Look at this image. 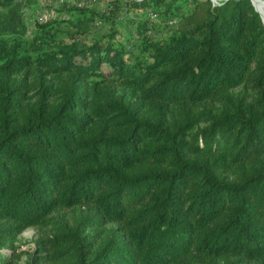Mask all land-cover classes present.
I'll use <instances>...</instances> for the list:
<instances>
[{
  "label": "trees",
  "instance_id": "1",
  "mask_svg": "<svg viewBox=\"0 0 264 264\" xmlns=\"http://www.w3.org/2000/svg\"><path fill=\"white\" fill-rule=\"evenodd\" d=\"M36 3L0 0V264H264L250 0Z\"/></svg>",
  "mask_w": 264,
  "mask_h": 264
},
{
  "label": "rangeland",
  "instance_id": "2",
  "mask_svg": "<svg viewBox=\"0 0 264 264\" xmlns=\"http://www.w3.org/2000/svg\"><path fill=\"white\" fill-rule=\"evenodd\" d=\"M211 1L214 4H216L221 0H211ZM262 1L264 2V0ZM82 2H85V0H37V3L35 5L23 9V19H24V26L26 33H30L32 25L35 21H41L55 16L69 17L72 12L71 9H68L69 5L71 4L77 5V3L81 5ZM95 25H100V24L98 23ZM18 237H19V242H21V244H19L18 247L20 248L31 247L33 245L32 239L34 237L32 227L25 228L19 234Z\"/></svg>",
  "mask_w": 264,
  "mask_h": 264
},
{
  "label": "bare ground",
  "instance_id": "3",
  "mask_svg": "<svg viewBox=\"0 0 264 264\" xmlns=\"http://www.w3.org/2000/svg\"><path fill=\"white\" fill-rule=\"evenodd\" d=\"M252 1V3H253V5H255L256 7V9H258L259 11L258 12H260L259 14H260V16L262 15V17L261 18H263L264 19V2L262 1V0H251ZM262 19V20H263ZM264 23V22H263Z\"/></svg>",
  "mask_w": 264,
  "mask_h": 264
},
{
  "label": "water",
  "instance_id": "4",
  "mask_svg": "<svg viewBox=\"0 0 264 264\" xmlns=\"http://www.w3.org/2000/svg\"><path fill=\"white\" fill-rule=\"evenodd\" d=\"M250 2H251V4H252V6H253V8L258 12V10L255 8V6L253 5V3H252V1L250 0ZM258 14H259V12H258ZM259 16H260V14H259ZM260 19H261V21H262V18H261V16H260ZM262 24H263V21H262ZM263 26H264V24H263Z\"/></svg>",
  "mask_w": 264,
  "mask_h": 264
},
{
  "label": "built area",
  "instance_id": "5",
  "mask_svg": "<svg viewBox=\"0 0 264 264\" xmlns=\"http://www.w3.org/2000/svg\"><path fill=\"white\" fill-rule=\"evenodd\" d=\"M80 3V2H79ZM79 3H77V5H80ZM82 4H83V2H82ZM149 15H151V16H153V14L150 12V13H148Z\"/></svg>",
  "mask_w": 264,
  "mask_h": 264
}]
</instances>
